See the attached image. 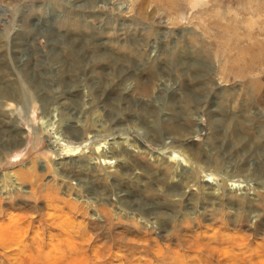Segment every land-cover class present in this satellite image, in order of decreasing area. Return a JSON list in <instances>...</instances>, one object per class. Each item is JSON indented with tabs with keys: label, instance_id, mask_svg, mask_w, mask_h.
<instances>
[{
	"label": "rangeland",
	"instance_id": "obj_1",
	"mask_svg": "<svg viewBox=\"0 0 264 264\" xmlns=\"http://www.w3.org/2000/svg\"><path fill=\"white\" fill-rule=\"evenodd\" d=\"M93 1L0 0V145L8 138V129L16 134L19 129L23 132L19 145L15 149L12 146L6 160L0 162V177L21 164L27 167L33 157L40 155L38 172L45 176L43 180L52 181L53 174L41 169L44 157L53 152V134L47 131L41 136L36 132L42 107L49 105L58 114L62 105L92 99L98 111H88V124L96 111L102 114L103 121L106 113L112 111L113 118L131 130L128 137L136 138L141 149L157 151L155 145L141 137L142 133L137 135V130H145L142 123L158 131L159 137H167L166 142L173 140V145L183 147L190 142L207 152L209 158L223 159L237 167V181L249 175L264 201V58L252 66L251 56L244 51L264 42V8L258 7L262 1L165 0L164 5L156 0ZM152 74L158 75L155 86L150 93H139L133 81L138 77L151 78ZM7 90L16 91L21 99L9 102L8 109L12 111L4 105L3 93ZM63 118L66 120L67 116L64 114ZM130 120L138 128L131 123L128 126ZM177 123L194 126L196 133L191 138H175L169 133ZM107 129L116 130L111 126ZM117 135L108 133L105 140L112 141ZM242 138L246 141L241 142ZM81 149L72 158L77 159L85 151ZM59 158L55 156L56 160ZM168 162L159 169L165 172L171 168ZM81 174L90 181V188L106 186V196H99L95 203L99 207L104 205L97 206L99 210L105 209L99 213L106 223L111 222L113 231L134 225L128 218L129 205L127 212H122L121 217L117 215L118 195L129 201L139 198L159 205L172 218L168 227H177L178 212L183 206L171 205V198L150 186L148 176H144L146 180L132 178L134 183L129 177L117 178L111 185L108 177L93 180V171L82 170ZM23 186L18 189L20 193L29 188ZM114 192L117 195L113 197ZM111 256L107 254L103 264H109Z\"/></svg>",
	"mask_w": 264,
	"mask_h": 264
},
{
	"label": "bare ground",
	"instance_id": "obj_2",
	"mask_svg": "<svg viewBox=\"0 0 264 264\" xmlns=\"http://www.w3.org/2000/svg\"><path fill=\"white\" fill-rule=\"evenodd\" d=\"M260 1L262 3L258 7L264 8V0ZM156 2L167 3L165 0ZM244 51L251 56L252 65L264 58V42L248 46ZM157 76L152 74L151 78L145 80L136 78L133 82L137 83L139 93L149 92L158 81ZM126 85L131 87L129 82ZM3 94L5 109L9 111L13 110L8 109L11 107L9 102L21 101L14 90H7ZM62 106L58 114L49 105L43 106L40 125L36 129L41 136L47 131L53 134L50 144L53 152L43 156L45 161L41 166L45 173L53 174V180H43L44 175L38 172L40 155L33 157L27 167L21 164L0 177V264H103L107 254L113 258L108 261L109 264H264V201L260 198L262 193L255 190L249 181V175H243L237 181L234 174L237 167L223 159L209 158L207 152L190 142L184 145L182 140L183 147L173 145V140L166 142L167 137H159L158 131L149 129L144 123L142 126L145 130H137L136 133H142L141 137L155 145L157 151L141 149L136 138L135 141L128 137L131 130L125 129L121 121L113 118L112 111L106 113V120H102V114L97 112L92 99ZM95 110L94 118L88 124L90 121L86 114ZM130 123L136 125L130 120L128 126ZM109 126L116 130L107 129ZM193 127L177 123L169 134L173 133L175 138H187L196 133ZM108 133L118 135L112 141H107ZM5 136L9 139L1 142L0 162L6 160L12 146L15 149L19 145L23 132L19 129L16 134L8 129ZM240 141L246 140L242 138ZM81 148L85 150L82 155L79 153L77 159L72 158ZM66 154L70 157H65ZM55 156L61 158L56 160ZM146 157L148 159L143 160ZM168 161L171 168L163 172L159 167ZM82 170L95 172L93 180L102 181L108 177L111 185L117 178L146 180L144 176H148L150 186L171 198V205L177 203L183 206L182 211L178 212L180 218L177 227H168L172 218L159 209V205L139 198L129 201L118 195L117 215L121 217L129 205L128 218L134 225L113 231L110 229L111 222L106 223L105 217L99 213L105 209L99 210L95 203L99 196H106V186L90 188V181L84 179ZM239 171L243 169L239 168ZM138 172L144 175L140 176ZM23 185H29V188L20 193L18 189L24 188ZM112 191L113 188L109 196ZM114 194L117 195L114 192L113 197ZM189 201L196 204L190 205ZM109 219L112 221L110 215Z\"/></svg>",
	"mask_w": 264,
	"mask_h": 264
}]
</instances>
